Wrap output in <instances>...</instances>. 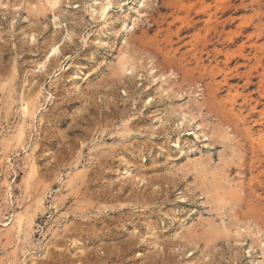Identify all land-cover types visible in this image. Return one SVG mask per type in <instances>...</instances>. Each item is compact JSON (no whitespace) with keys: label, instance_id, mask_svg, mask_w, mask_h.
Masks as SVG:
<instances>
[{"label":"rangeland","instance_id":"rangeland-1","mask_svg":"<svg viewBox=\"0 0 264 264\" xmlns=\"http://www.w3.org/2000/svg\"><path fill=\"white\" fill-rule=\"evenodd\" d=\"M128 2L0 0V264H263L264 0Z\"/></svg>","mask_w":264,"mask_h":264},{"label":"bare ground","instance_id":"bare-ground-1","mask_svg":"<svg viewBox=\"0 0 264 264\" xmlns=\"http://www.w3.org/2000/svg\"><path fill=\"white\" fill-rule=\"evenodd\" d=\"M43 1V0H42ZM97 2H98V9H92L91 11L94 13V12H98L99 13V15L101 16V17H103L104 19L106 18V16L108 15V13H109V11L110 10H112V6H113V4H115V3H113V1H115V0H96ZM135 1L136 0H130V3L128 2L127 4L129 5L128 6V8L127 9H125L126 11L127 10H129L130 8H132V10H133V12H136V13H138V15H142L143 14V11H142V7H143V5L145 4V3H148L147 2V0H137L139 3H140V5H132L133 4V2L135 3ZM56 2H57V0H46V3L48 4V6L49 5H51V6H54L55 4H56ZM122 2V1H121ZM125 2V1H124ZM127 2V1H126ZM46 3H42L43 4V7H45L46 5ZM124 4V3H123ZM232 4V3H231ZM36 5H38V4H36ZM39 5H40V3H39ZM58 5V4H57ZM122 5V4H121ZM147 5V4H146ZM33 6V5H32ZM120 6V5H119ZM125 6V5H124ZM145 6V5H144ZM185 6V5H184ZM232 6V5H231ZM36 7V6H35ZM50 7V6H49ZM206 7V6H205ZM39 8V7H38ZM144 8V7H143ZM40 9H41V7H40ZM51 9V8H50ZM53 12H55L54 11V7H53ZM120 11L119 12H123V8H120L119 9ZM144 10V9H143ZM130 11V10H129ZM92 14V13H91ZM96 14V13H95ZM144 15V14H143ZM146 15V14H145ZM108 17V16H107ZM131 18V17H130ZM101 19V18H100ZM103 19V20H104ZM109 19V18H108ZM108 19H107V21H108ZM102 20V21H103ZM134 20H135V18H134ZM139 20V19H138ZM106 21V22H107ZM208 21V20H207ZM105 22V23H106ZM136 22H134V24H135ZM217 24V23H216ZM106 25V24H105ZM218 25V24H217ZM124 26V25H123ZM131 27H133V26H131ZM124 28V27H123ZM216 28V27H215ZM127 30H130L131 31V29H129L128 27H125V30L123 31V32H125V33H127L128 31ZM207 30V29H206ZM129 31V32H130ZM222 31V30H221ZM132 33H133V31H131ZM130 32V33H131ZM225 33V32H224ZM129 34V33H128ZM220 34V33H219ZM123 36V35H122ZM128 36V35H127ZM211 36V35H210ZM123 38V37H122ZM125 38V37H124ZM204 39V38H203ZM125 40V39H124ZM121 41H123V39L121 40ZM129 40H127V44L129 43L128 42ZM122 43V42H121ZM126 43H125V45H126ZM57 46V45H56ZM56 46H54V47H52V50H51V52L49 53V55H48V57H50L53 53H55V52H57V47ZM124 46V45H123ZM213 46V45H212ZM123 48V47H122ZM123 50H125V49H123ZM120 51H121V49H120ZM120 54V53H119ZM124 55H126V53H124ZM131 57V56H130ZM47 58V57H46ZM119 60V59H118ZM43 61H45V60H43ZM198 61V60H197ZM41 62V61H40ZM46 62H48V61H46ZM133 62V61H132ZM201 62V61H200ZM45 63V62H44ZM44 63H42V65H41V67L40 68H42L43 67V64ZM119 63H120V65H121V68L123 69V71H129V72H132V70H135V68L133 69V64L132 63H130V60H129V62L126 60V59H121V61H119ZM135 64V63H134ZM37 65H38V63H37ZM151 65V64H150ZM149 65V66H150ZM39 66V65H38ZM68 66H69V64H68ZM153 66H155V65H153ZM38 68V67H37ZM67 69V68H66ZM151 69H152V67H151ZM148 71H149V68L147 69ZM151 78H152V81H153V85L154 84H158L159 85V89H161V91L160 92H163V93H167V92H169L170 90H169V88H170V85L172 84V82H171V79H170V82H171V84L169 83V78H172V76L171 75H166L167 73H165V74H163V73H159V72H157V69H155V67H153V69L151 70ZM149 73V74H150ZM56 74V73H55ZM54 74V75H55ZM60 74V73H59ZM176 75V74H175ZM174 75V76H175ZM149 76V77H150ZM74 77L75 78H78V74L77 75H74ZM55 78V77H54ZM84 79V78H83ZM173 80V79H172ZM170 84V85H168L167 87H165V85H167V84ZM158 85H157V87H158ZM174 85V84H173ZM172 87V86H171ZM172 90V89H171ZM174 90V89H173ZM181 90V89H180ZM40 91V90H39ZM176 91V90H175ZM194 90H192V93L194 94V92L196 93V91H198L197 89H196V91H194ZM41 92V91H40ZM171 92V91H170ZM191 92V91H190ZM199 92V91H198ZM31 93V92H30ZM178 93H179V91H178ZM181 93V92H180ZM179 93V94H180ZM33 94V93H32ZM36 94V93H35ZM176 95H178L179 96V94H177V92L175 93ZM197 94V93H196ZM198 94H201V93H198ZM25 95V94H24ZM23 95V96H24ZM167 95V94H166ZM181 95V94H180ZM22 95H20V97H21ZM23 96H22V98H23ZM29 96V95H28ZM41 96V95H40ZM193 96H195V95H192V97ZM19 97V96H18ZM34 97V96H33ZM36 97V96H35ZM29 98V97H28ZM193 98H195V97H193ZM33 99V98H32ZM36 99V98H35ZM40 99V98H39ZM12 100V99H11ZM21 100V99H20ZM25 100V99H24ZM23 100V101H24ZM27 100H29V99H26V101ZM149 100V99H148ZM23 102L22 104H21V108H20V106H19V108L21 109V117H23V121H24V123H26L25 122V120L27 119L28 120V118H30V119H35V114H36V109H37V107L36 108H34L36 105H34L33 106V104L32 103H29V102ZM19 102V101H18ZM22 102V101H21ZM36 102V101H35ZM148 102V101H147ZM38 103V102H37ZM39 103H41V102H39ZM32 104V105H31ZM42 105V104H41ZM40 105V106H41ZM39 106V105H38ZM43 106V105H42ZM184 107V106H183ZM39 108V107H38ZM181 108V107H180ZM43 109V108H42ZM187 109H189L188 107H187ZM19 110V109H18ZM183 110V109H182ZM189 110H191V109H189ZM200 110V109H199ZM181 111V110H180ZM192 111V110H191ZM16 112V111H15ZM177 112V111H176ZM193 112V111H192ZM178 113V112H177ZM194 113V112H193ZM193 113H188V111L186 112V111H181L180 112V116L179 117H181V122H184V121H186V122H193L194 121V117H196L195 115H192ZM38 114V113H37ZM19 115V114H18ZM179 115V114H178ZM20 116V115H19ZM194 116V117H193ZM198 116V115H197ZM39 118V117H38ZM160 120H161V118H159ZM163 119V118H162ZM21 120V119H20ZM19 120V121H20ZM30 121V120H29ZM31 121H33V120H31ZM162 121V120H161ZM200 121V120H199ZM197 122V120H196V123L194 122L193 124H195L197 127L198 126H200V128H201V133L203 132V131H205L204 130V128H202V127H204L203 125H201V123L200 122ZM22 122V121H21ZM158 122H160V121H158ZM161 123V122H160ZM185 123V122H184ZM22 124V123H21ZM20 124V125H21ZM29 124H32L33 125V123H29ZM179 124H181L180 122H179ZM22 126V125H21ZM28 126V125H27ZM30 126V125H29ZM31 127V126H30ZM34 127V126H33ZM24 128V127H23ZM14 129V128H13ZM15 129H16V127H15ZM28 129H29V127H28ZM203 129V130H202ZM11 131V130H10ZM29 131H30V129H29ZM26 132H27V130H26ZM13 133H15V132H12V135H13ZM25 133V132H24ZM28 133V132H27ZM27 133H26V135H27ZM205 133V132H204ZM251 133V132H250ZM206 134V133H205ZM227 134V133H226ZM30 135V134H29ZM29 135H28V138H29ZM2 136V135H1ZM7 136H8V134H7ZM6 136V137H7ZM11 136V135H10ZM9 136V137H10ZM18 136L20 137V139H21V137L23 136L24 137V135H23V129H22V127L20 128V130H19V133H18ZM2 138V137H1ZM13 138V137H12ZM25 138V137H24ZM250 138V137H249ZM7 139V138H6ZM255 140V139H254ZM22 141V140H21ZM20 141V142H21ZM1 142V141H0ZM10 142V141H9ZM23 142V141H22ZM25 143V142H24ZM26 143H28V142H26ZM14 144V143H13ZM3 145H5V144H3ZM8 145H9V143H8ZM20 145V144H19ZM18 145V146H19ZM23 145H25V144H23ZM22 145V146H23ZM10 146V145H9ZM13 146V145H12ZM11 146V147H12ZM15 146V145H14ZM16 147V146H15ZM23 148V147H22ZM31 148V147H30ZM2 149V148H1ZM5 149V148H4ZM3 149V150H4ZM21 149V148H20ZM26 149V148H25ZM2 150V151H3ZM9 151H10V149H9ZM14 151V150H13ZM6 152V151H5ZM4 152V153H5ZM11 153V152H10ZM9 154V153H8ZM27 154V153H26ZM29 154V153H28ZM32 153H30V155H31ZM27 156V155H26ZM29 156V155H28ZM27 156V157H28ZM3 157V156H2ZM2 157H1V159H2ZM5 157V156H4ZM3 157V158H4ZM8 157V156H7ZM7 157H6V159H7ZM26 157V158H27ZM11 158V157H10ZM202 159V158H201ZM23 161L25 160V162H26V159H22ZM191 160V159H190ZM190 160H189V162H190ZM195 160V159H194ZM193 160V161H194ZM7 161V160H6ZM28 161V160H27ZM35 161V160H34ZM34 161H32V162H34ZM198 160H195L194 162H197ZM199 161H200V157H199ZM201 161H204V159H202ZM10 162V161H9ZM9 162H8V164H9ZM29 162H30V160H29ZM32 162H31V164H32ZM207 162L208 161H204L203 163H206V165H207ZM12 163V162H11ZM36 163V162H35ZM192 163V162H191ZM1 164H2V161H1ZM0 164V165H1ZM7 163L6 164H4V165H8ZM28 164V163H27ZM197 164H198V162H197ZM209 164H210V162H209ZM10 165V164H9ZM29 165V164H28ZM190 165V164H189ZM202 165V164H201ZM11 166V165H10ZM80 166V165H79ZM203 166V165H202ZM1 167V166H0ZM8 167V166H7ZM30 167V166H29ZM37 167V166H36ZM189 167V166H188ZM191 167V166H190ZM193 167V166H192ZM199 167V165H197V168ZM201 167V166H200ZM209 167V166H208ZM207 166L205 167V171H206V169L208 168ZM218 167V166H217ZM32 168H34L33 166H32ZM202 168H204V167H202ZM216 168V167H215ZM25 169V168H24ZM29 170H30V168H28ZM38 169V168H37ZM37 169H36V171H37ZM76 169V168H75ZM79 169V168H78ZM77 169V170H78ZM220 169H221V167H220ZM127 170V169H126ZM125 170V171H126ZM202 170V169H201ZM207 170H210V167H209V169H207ZM212 170V169H211ZM208 171L209 172V175H210V173L212 172V171H214L213 173H212V175L211 176H213L212 178H214L215 179V176L213 175V174H216L215 172H217L218 170H217V168L216 169H214V167H213V170L212 171ZM215 170H217V171H215ZM32 171V170H31ZM35 171V172H36ZM199 171V170H198ZM27 172V171H26ZM26 172H25V174H26ZM68 173H69V171H67ZM71 172V171H70ZM73 172V171H72ZM130 172V171H129ZM128 172V176H129V173ZM202 173H203V171H201ZM219 172V171H218ZM30 173V172H29ZM28 173V174H29ZM37 173V172H36ZM67 173V174H68ZM206 173V172H205ZM205 173L203 174V175H205ZM70 174V173H69ZM75 174V173H74ZM126 174V173H125ZM201 174V173H200ZM207 174V173H206ZM225 174H226V172H225ZM27 175V174H26ZM32 175V173H30V176ZM73 175V174H72ZM78 175H81L80 173L78 174ZM131 175V174H130ZM203 175H201V176H203ZM216 175H218V174H216ZM25 176V175H24ZM27 176H29V175H27ZM36 176V175H35ZM206 176V175H205ZM33 177V176H32ZM74 177V182H75V178L77 177H75V176H73ZM80 177V176H79ZM130 177V176H129ZM225 177V176H224ZM224 177L222 176L221 178H223L224 179ZM68 178V177H67ZM70 178H71V176H70ZM78 178V177H77ZM203 178H205L204 176H203ZM210 178V177H209ZM218 178V177H217ZM221 178H220V180H221ZM237 178H238V176H237ZM33 179H34V177H33ZM33 179H31V181L33 180ZM73 179V178H72ZM79 179V178H78ZM77 179V180H78ZM225 179H226V177H225ZM224 179V180H225ZM230 179V178H229ZM228 179V180H229ZM23 180V179H22ZM29 180V179H28ZM227 180V179H226ZM240 180V179H239ZM242 180V179H241ZM240 180V181H241ZM63 181V180H62ZM69 181V180H68ZM215 181H217V180H215ZM215 181H214V183H215ZM235 181L236 182H234V183H237V180L235 179ZM28 182V181H27ZM64 182V181H63ZM66 182H67V180H66ZM74 182H73V184H74ZM77 182V181H76ZM228 182V181H227ZM226 182V183H227ZM231 182V181H230ZM242 182V181H241ZM29 183V182H28ZM68 183V182H67ZM213 183V182H212ZM217 183H218V181H217ZM22 184H23V182H22ZM69 184V183H68ZM208 184V183H207ZM210 184V183H209ZM24 185V184H23ZM26 185H28V184H26ZM242 185V184H241ZM8 186V188H9V185H7ZM7 186L5 185V187L7 188ZM76 186V185H75ZM209 186V185H208ZM210 186H214L213 184H211ZM229 186H230V183H229ZM26 187V186H25ZM24 187V188H25ZM28 187V186H27ZM70 187V186H69ZM69 187H67V188H69ZM205 187V186H204ZM234 187H237V184H236V186H234ZM233 187V188H234ZM23 188V187H22ZM31 188V187H30ZM75 188V187H74ZM77 188V187H76ZM209 188V187H208ZM227 188V187H226ZM20 189V188H19ZM32 189H33V187H32ZM32 189H30L29 190V192L32 190ZM217 189H221V188H217ZM230 189H231V186H230ZM37 190V189H36ZM209 190V189H208ZM213 190H215V191H217L216 189H215V187H214V189ZM7 191V190H6ZM10 191V190H9ZM27 191V190H26ZM38 191H39V188H38ZM44 191V190H43ZM42 190L41 191H39L40 192V194H42L41 192H43ZM61 191V190H60ZM33 192H35V189H34V191ZM46 192V191H45ZM45 192H43L44 194H45ZM218 192V191H217ZM68 193V192H67ZM210 193H213V191L212 192H210ZM23 194V193H22ZM28 193H26V195H27ZM31 194V193H30ZM29 194V195H30ZM34 194V193H33ZM39 194V193H38ZM39 194V195H40ZM71 194H72V192H71ZM222 194V193H221ZM8 195H10V194H8ZM25 195V194H24ZM209 195V194H208ZM213 195H215L214 193H213ZM217 195V194H216ZM219 195H220V193H219ZM40 196H42V195H40ZM60 196V195H59ZM220 196H222V195H220ZM220 196H218V197H220ZM223 196H225V194L223 195ZM33 197H35L34 195H33ZM211 197V196H210ZM213 197V196H212ZM29 198V197H28ZM27 198V199H28ZM216 198H217V196L214 198L215 199V201H216ZM227 198V197H226ZM26 199V200H27ZM43 199V198H42ZM56 199H57V197H56ZM55 199V200H56ZM213 199V200H214ZM219 199V198H218ZM222 199V198H221ZM225 199V198H224ZM220 200V199H219ZM30 201V200H29ZM34 201V200H33ZM221 201V200H220ZM226 201V200H225ZM218 203H219V201H218ZM55 204H57V203H55ZM214 204H217V202H215ZM29 205V204H28ZM31 205V204H30ZM225 205V204H224ZM45 206V205H44ZM219 206V205H218ZM37 207V206H36ZM28 208V207H27ZM34 208V207H33ZM45 208V207H44ZM56 208H57V206H56ZM215 208H217V206L216 207H214L213 209H215ZM220 208V207H219ZM24 209V208H23ZM26 209V208H25ZM218 209V208H217ZM216 209V210H217ZM221 209H222V207L220 208V212H218L219 214L222 212H224V211H221ZM26 210H28V209H26ZM39 210V209H38ZM54 210H56V209H54ZM21 211V210H20ZM43 211V210H42ZM215 211V210H214ZM217 212V211H216ZM2 213V212H1ZM15 213V212H14ZM13 213V214H14ZM23 213H24V211H23ZM28 213H31V212H28ZM221 213V214H222ZM25 214H27V213H25ZM25 214H24V216H25ZM32 214V213H31ZM219 214H218V216H219ZM220 214V215H221ZM226 214V213H225ZM23 215V214H22ZM22 215L21 214H18V215H13L12 216V218H10V221H8V222H5V223H0V225L2 226V227H5V228H7V230H6V234H7V231H8V229L9 228H12V227H14V229L13 230H15L16 229V231H20L21 230V228H22V221H24L23 219H22ZM32 216V215H31ZM225 216V215H224ZM30 217V216H29ZM33 217V216H32ZM8 218V217H7ZM221 218V217H220ZM223 218V217H222ZM226 219V218H225ZM27 220V219H26ZM30 220V219H29ZM220 220V219H219ZM224 220V219H223ZM222 220V221H223ZM4 221V220H3ZM7 221V220H6ZM221 221V222H222ZM33 222V221H32ZM225 222V221H224ZM223 222V223H224ZM227 222V221H226ZM34 223V222H33ZM199 223V222H198ZM201 223V222H200ZM203 223V222H202ZM201 223V224H202ZM228 223V222H227ZM28 224V223H27ZM219 224V223H218ZM222 224V223H221ZM225 224V223H224ZM232 224V223H231ZM236 225H238L237 223H235ZM29 226H30V224H28ZM208 225V224H207ZM240 225H242V224H240ZM240 225H238V226H240ZM24 226H26V225H24ZM209 226H210V224H209ZM218 226V225H217ZM216 226V227H217ZM244 226V225H243ZM212 227V226H211ZM219 227V226H218ZM222 227L223 228H225L223 225H222ZM226 227H228V226H226ZM232 227H234L233 225H232ZM242 226H240V228H239V230L240 229H244L245 230V228H241ZM246 227V226H245ZM30 228V227H29ZM31 228H32V225H31ZM214 228H215V226H214ZM237 228V227H236ZM247 228H248V226H247ZM22 229H24V228H22ZM219 229H220V227H219ZM234 229V228H233ZM238 229V228H237ZM237 229H235V232L237 231ZM26 230H28L27 228H26ZM30 230V229H29ZM229 231H230V229H228ZM258 229H256V230H254L255 232H257L258 233V231H257ZM4 231V230H3ZM10 231V230H9ZM9 231H8V233H9ZM15 231V232H16ZM32 231H34V230H32ZM232 231V230H231ZM230 231V232H231ZM251 231V230H250ZM253 230H252V232H254ZM1 232V231H0ZM261 232V231H260ZM12 233V232H11ZM10 233V234H11ZM24 233V232H23ZM153 233V232H152ZM243 233H245L244 231H243ZM248 233H250L249 232V230H248ZM256 233V235L258 236V234ZM1 234V233H0ZM22 234V233H21ZM33 234V233H32ZM55 234V233H54ZM242 234V233H241ZM9 234H7V236H8ZM17 235V234H16ZM19 235V234H18ZM243 235V234H242ZM248 235H250V234H248ZM252 235V234H251ZM263 235V234H262ZM262 235H261V238H262ZM1 236H3V235H1ZM24 236V235H23ZM243 236H246V235H243ZM256 236V238H258ZM264 236V235H263ZM251 236H249L248 238H250ZM252 237H253V235H252ZM8 238V237H7ZM24 237H22V239H23ZM238 238V237H237ZM255 237H254V240L256 239ZM260 238V240H262ZM29 239V238H28ZM19 240V239H18ZM23 240H25V239H23ZM237 240H239V239H237ZM256 240H258V239H256ZM263 240H264V238H263ZM246 241V240H245ZM10 242V241H9ZM22 242V241H21ZM20 242V244L21 245H23L22 243ZM237 242V241H236ZM259 242V241H258ZM10 243H12V242H10ZM260 243H261V241H260ZM264 243V242H263ZM33 244V243H32ZM14 245H18V244H15V242H14ZM29 245V244H28ZM35 246V245H34ZM259 246V245H258ZM20 247V246H19ZM28 247H30V246H28ZM261 247V246H260ZM21 248V247H20ZM32 248V247H31ZM34 248V247H33ZM29 249V248H28ZM264 249V248H263ZM19 249H17V251H18ZM23 250V249H22ZM14 252V251H13ZM26 252H28V251H26ZM17 253V252H16ZM15 253V254H16ZM29 253H31V251L29 252ZM21 254H24V253H22L21 252ZM32 254V253H31ZM262 254L264 255V253H263V251H262ZM261 254V255H262ZM12 255V254H11ZM17 256H19V254L17 255ZM22 256V255H21ZM21 256H19V257H21ZM32 256V255H31ZM11 257V256H10ZM14 257V256H13ZM262 257V256H261ZM15 258H18V257H15ZM25 258V257H24ZM28 258V257H27ZM30 258V257H29ZM32 258V257H31ZM12 259V258H11ZM19 259V258H18ZM17 259V260H18ZM264 259V258H263ZM7 260H9V259H7ZM13 260V259H12ZM16 260V259H15ZM17 260L16 261H10L9 260V262L7 263V264H18V262H17ZM25 260H27L26 258H25ZM5 262V261H4ZM19 262H21V261H19ZM28 262V261H27ZM25 263V262H24ZM23 263V264H24ZM5 264V263H4ZM26 264V263H25ZM28 264V263H27ZM30 264V263H29ZM264 264V263H263Z\"/></svg>","mask_w":264,"mask_h":264}]
</instances>
